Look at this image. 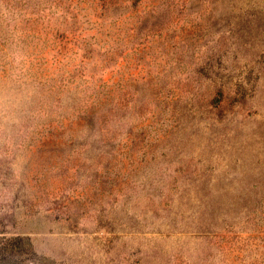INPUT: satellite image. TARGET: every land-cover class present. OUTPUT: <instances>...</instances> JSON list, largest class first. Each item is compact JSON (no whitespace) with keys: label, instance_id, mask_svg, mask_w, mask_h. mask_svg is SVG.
<instances>
[{"label":"rangeland","instance_id":"obj_1","mask_svg":"<svg viewBox=\"0 0 264 264\" xmlns=\"http://www.w3.org/2000/svg\"><path fill=\"white\" fill-rule=\"evenodd\" d=\"M0 264H264V0H0Z\"/></svg>","mask_w":264,"mask_h":264},{"label":"trees","instance_id":"obj_2","mask_svg":"<svg viewBox=\"0 0 264 264\" xmlns=\"http://www.w3.org/2000/svg\"><path fill=\"white\" fill-rule=\"evenodd\" d=\"M94 109H92V111H93ZM16 240H19V241H24V238H18V239H16ZM20 254H23V255H29L30 254V252H27L26 250H22L21 249V251L19 252ZM6 259V261H8V259L7 258H5ZM5 261V260H4Z\"/></svg>","mask_w":264,"mask_h":264}]
</instances>
